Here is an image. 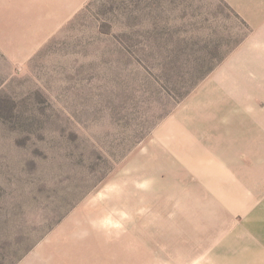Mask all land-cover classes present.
I'll return each instance as SVG.
<instances>
[{
    "label": "rangeland",
    "instance_id": "1",
    "mask_svg": "<svg viewBox=\"0 0 264 264\" xmlns=\"http://www.w3.org/2000/svg\"><path fill=\"white\" fill-rule=\"evenodd\" d=\"M255 34L227 0H81L24 51L0 43V264H19L70 220L63 230L97 224L101 205L126 230L182 239L180 253L141 241L162 264L208 260L212 244L234 243L229 230L264 229V172L209 174L203 189L196 171L215 147L214 86L257 88L236 94L264 111V60L249 55L255 72L238 78L226 71L241 69ZM198 208L208 215L195 223Z\"/></svg>",
    "mask_w": 264,
    "mask_h": 264
},
{
    "label": "crops",
    "instance_id": "2",
    "mask_svg": "<svg viewBox=\"0 0 264 264\" xmlns=\"http://www.w3.org/2000/svg\"><path fill=\"white\" fill-rule=\"evenodd\" d=\"M53 0H0V43L11 47L15 51L22 52L30 45L46 35L62 17L73 13L76 5L81 0H56L63 5L61 12L56 15L55 7L50 5ZM66 1H68L66 3ZM251 23L256 34L250 42L249 50H245L243 56H237V63L241 69L226 71L231 77L238 78L243 75L254 73L247 59L253 55L257 59L264 60V0H227ZM47 3L48 6H47ZM13 12H19L24 18L21 20L34 25L32 31L22 33L20 24L13 25ZM33 14V15H32ZM37 23L35 24L34 23ZM47 21L48 24L41 27L40 22ZM241 57V58H239ZM236 64V63H235ZM245 70L240 75L237 71ZM225 71V72H226ZM258 76L264 77V69L256 71ZM256 73V74H257ZM213 91L211 131L214 134L215 147L203 149L196 161V171L199 172V181L209 178V174H221L243 172L263 173L264 172V111L257 109V104L251 101L243 102L236 92H254L257 88L244 87L243 83L228 84V86L216 85ZM261 89V88H260ZM264 90V89H261ZM244 104L239 105L234 100ZM243 109L241 116H236L235 111ZM254 111V112H253ZM218 114V115H216ZM242 150V151H241ZM238 155L242 160H238ZM188 159H192L187 157ZM241 165L243 167L237 166ZM208 175V176H207ZM251 176L244 177V179ZM200 185L201 188L209 187L207 183ZM146 184V182H144ZM232 185V184H231ZM232 187H234L232 185ZM229 188V187H228ZM207 195V194H206ZM100 200L103 197L99 198ZM210 199V197H207ZM105 209V208H104ZM107 210V209H106ZM102 205L97 214V224H91L84 230H63L65 227L54 231L51 237L41 243L36 252L29 254L19 264H73L86 262L87 264H162L163 261L151 260L149 251H144L140 246L145 240L146 246L151 249L157 244L165 252L166 248L180 253L188 249L182 239L168 236V232L159 231V236L144 237L145 234H136L126 230L122 222L104 215ZM92 212H90L91 214ZM96 213H93L94 215ZM208 210L198 208L191 216L195 223L207 219ZM75 216V215H74ZM73 216V217H74ZM72 217V218H73ZM71 218V219H72ZM262 220V219H261ZM91 222V221H90ZM114 226H120L115 228ZM203 227V226H202ZM201 227V228H202ZM207 228V227H206ZM161 229V228H160ZM71 233H74L72 235ZM229 237H234L232 244H212L204 252L211 253L208 260L192 259L191 264H264V229L250 228L244 230H229ZM81 236L90 237V249L81 252L79 241L76 238ZM142 236V237H140ZM170 236V235H169ZM243 239L236 240V237ZM95 238V239H94ZM166 238V239H165ZM75 239V240H73ZM94 239V241H93ZM161 260V259H160ZM184 262V261H183ZM185 263V262H184Z\"/></svg>",
    "mask_w": 264,
    "mask_h": 264
}]
</instances>
